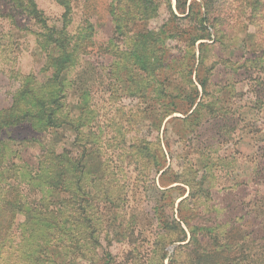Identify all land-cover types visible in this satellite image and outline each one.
Wrapping results in <instances>:
<instances>
[{"label": "rangeland", "instance_id": "374dc122", "mask_svg": "<svg viewBox=\"0 0 264 264\" xmlns=\"http://www.w3.org/2000/svg\"><path fill=\"white\" fill-rule=\"evenodd\" d=\"M41 2L54 8L49 0ZM140 2L119 0L114 13L115 33L107 22L105 37H95L98 44H104L111 35L108 47L102 50L89 46L88 53L61 74L66 82L58 96L67 89L70 94L62 98L65 106L61 113L78 124V140L69 126L60 127L56 135L38 125L0 128V139L7 140L11 135L21 139L7 140L8 145L13 144L7 162L17 164L16 180L23 204L11 225L17 264H99L102 252L105 258L112 252L111 258L118 264H167L164 256L180 243L170 242L168 232L181 194L189 191L187 182L194 196L184 203V213L199 214L204 226L225 221L221 242L230 246L235 225L248 216L247 183L253 167L250 156L258 138L264 137V103L257 101L256 106L249 101L254 85L262 86L257 78L264 80V0L215 1L209 22L214 23L211 15L220 12L217 19L222 22L218 25L221 31L207 23L211 37L196 42L195 58L191 60L196 68L198 42L209 44L204 50L206 68L200 67L199 72L203 75L208 70L207 93L202 96L205 104L193 107L188 118L175 112L162 117L161 109L170 97L158 94V83L154 90L142 93L143 85L138 80L125 85L115 81L117 64L125 67L137 45L136 49H146L150 31L168 29L161 26L167 20L165 0H153L159 9L156 17L135 22L127 19L126 6L134 12ZM170 2L175 8V0ZM10 8L15 9L12 1L0 0L2 11L10 12ZM4 16H0V120L34 110L32 98L47 97L58 90L56 83L46 81L51 70L44 67V53L42 57L38 49L34 50L33 34L19 28L11 13ZM132 32L144 35L137 38ZM165 36L161 43L176 54V65L165 72L168 80L164 85L171 94L179 93L181 99L192 92L181 72L188 68L182 61H189L190 50L179 36ZM137 39L145 43H137ZM250 67L255 68L245 70ZM125 70L126 76L130 66ZM196 70L191 76L194 81ZM21 91L27 92L21 95ZM157 137L168 140L172 155L170 165L159 172L155 166ZM45 143L64 154L68 150L77 159L76 189L56 182L51 169L45 167L49 164L48 154L42 151ZM170 187L173 189L160 192ZM5 192L0 191V228L8 216V207L2 201ZM174 200L172 208L170 202ZM133 231L140 233L136 241L128 240ZM23 242L27 243L24 261L16 246L20 243L23 247ZM176 253L185 257L186 248ZM216 259L221 255L212 256L206 263Z\"/></svg>", "mask_w": 264, "mask_h": 264}, {"label": "trees", "instance_id": "16d2710c", "mask_svg": "<svg viewBox=\"0 0 264 264\" xmlns=\"http://www.w3.org/2000/svg\"><path fill=\"white\" fill-rule=\"evenodd\" d=\"M9 1L13 2L15 9L10 8V12L0 9V16H7L8 13H11L19 28H24V30L26 29L33 34L36 41L34 50L36 49L37 51L38 49L39 52L37 51V54L42 57V53H44V57L47 59L44 67L51 70V74H48L46 81L56 83L58 90L55 92V89L47 97L37 96L32 98L34 110L29 109L30 112L24 115L5 116L4 120H0L2 121L0 128L3 130L8 127H15L13 130H16L25 124L31 128L38 125L41 129L56 135L60 127L69 126L75 132L76 141L81 135L78 124H76L72 117L68 118V116L62 114L63 112L61 113L62 108L65 106V101H62V98L66 99L70 95L67 89L62 95L58 96L59 92L64 91V84L66 82L62 80L64 76L62 77L61 74L64 69H68V67L73 65L78 57L86 55L89 46L102 50L108 47L107 39L111 35L106 37L107 39L104 44H98L95 37H105L107 22L112 26V34L115 33L116 23L114 22V13L118 10L119 0H49V4L52 3L54 8H51L50 5L47 7L41 0ZM215 1L217 0H191L187 4V0H175V8H172L170 0H165L164 12L167 15V20L161 26L163 28L167 26L168 29L163 30L161 33H153L154 30L150 31L151 36L146 49L145 47L136 49L138 48L137 45L136 48L130 51L128 55L130 61L126 62L125 67L122 63L121 65L117 64L116 67L119 68V71L115 81L121 85H125V83H136L138 80L143 85L141 88L142 93H145L149 89L150 91L154 90L156 83H158V94L170 97L169 102H165V106L161 109L162 117L174 112L185 115L184 118L190 117L198 105L205 104L202 96L207 93L209 84L208 70L203 75L199 73L200 67L206 68L204 50L208 48V43L198 42L199 57L197 70L195 71L196 82L191 77L193 71L196 69L194 68L195 61H191L195 58V44L199 39L211 37L208 25L213 30H217V32L221 31L218 25H221L222 22L217 19L221 15L220 12L217 16L211 15L214 17V23L209 22V15L212 14L211 9L215 5ZM158 14L159 9L153 5V0H141L138 9L134 12L127 5L125 16L127 19L135 22L136 20H146L149 17H156ZM188 17H190L191 24L187 22ZM18 18H24V21L20 22ZM107 19L108 21H106ZM216 22L219 23L216 24ZM132 34L137 38L144 35L133 32ZM165 35H169L170 37L179 36L181 39L177 37L176 40H182L183 45H187L188 50H190L189 61H182V65L188 68H182L181 72L184 79L186 78V82L192 92L185 94L181 99L179 93L175 95L171 94L172 91L168 90V86L164 85V82L168 80V76L164 75L165 72L171 70L176 65V54L170 53L169 46L163 47L161 43L163 37H166ZM137 43L142 44L145 42L137 39ZM156 52L160 54H155ZM128 66H130L131 71L126 72L127 75L125 76V68ZM213 66L214 63H212L211 67ZM252 68L255 67L245 70H251ZM135 74L138 76H133ZM161 75H164L163 78H161ZM155 77H160L161 80H155ZM249 77L248 75L244 79H248ZM257 80H260L262 86L256 88V85H254V88L251 89V91L253 90V94H251L252 98L249 100L252 103L254 102L256 106L257 101H263L264 103V80L259 79V77ZM248 89L246 92L249 91ZM72 91L74 93V90ZM25 92L27 91H21L19 94L22 95ZM239 93L242 94V91ZM193 107H195L194 110H192ZM32 112L35 114L32 115ZM255 127H258V125H255ZM7 140L19 141L21 139L16 140L11 135ZM7 140L0 139V191H6L2 201L5 200L8 207V216L0 228V264H17L19 261L18 256L14 252V245L10 238L11 233H13L11 225L14 223L17 210L19 208L22 209L23 204L20 200L22 196L20 186L16 180L18 176L17 164L15 161L7 162L8 150H12L11 146L13 145H8ZM258 140L260 141H256V147L250 156L253 167L252 176L247 183L250 204L248 205V216L243 219L242 223L235 225L234 242L229 246L228 242H221L220 240L221 229L225 227V221L214 222V225L204 226L199 222L202 218L199 214H194L192 211L189 214L184 213V203L194 196L193 187L187 182L189 191L185 196L184 193L181 194L182 198L177 203L175 215L173 214L171 218V231L168 232L170 242L178 241L180 243L178 244L179 246L174 247V251L170 255L164 256L168 259L167 264H264V137L258 138ZM156 142L158 156L155 166L157 172H159L164 165H170V160L168 159L172 155L170 156L169 154L168 140H162L157 137ZM46 144L42 151L48 154L49 164L45 167L51 169L56 182L65 184L67 189H76L78 177L75 176V162L77 159L72 154H69L68 150H66V153L69 155L64 154L63 151H57L54 145L50 146L49 143V145ZM165 171L166 169L161 171V175ZM170 189L173 188H163L160 192L165 193ZM174 203L175 200L170 202L172 208L174 207ZM227 231L224 230L223 232L227 233ZM139 234V232L133 231L128 236V240L136 241ZM26 244L23 242L22 247V244L16 243L18 249H21L19 258L22 261H24L26 253ZM181 248H186L185 257L176 253V250L179 251ZM13 253L14 257L11 258ZM217 254L221 255V259L206 263L208 259ZM223 254H226L224 258H222ZM111 256L112 252L108 253L107 258H105L102 252L99 264H118L115 263L114 258L112 260Z\"/></svg>", "mask_w": 264, "mask_h": 264}]
</instances>
